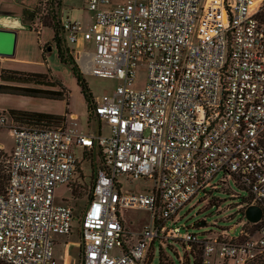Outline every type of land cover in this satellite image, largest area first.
Segmentation results:
<instances>
[{
    "label": "built area",
    "instance_id": "2783aa9c",
    "mask_svg": "<svg viewBox=\"0 0 264 264\" xmlns=\"http://www.w3.org/2000/svg\"><path fill=\"white\" fill-rule=\"evenodd\" d=\"M59 7L61 36L80 72L112 75L117 84L93 96L94 127L86 130L72 113L69 125L0 110V127L14 137L0 189V264H62L54 247L61 236L66 244L75 215L55 191L70 189L84 154L93 174L78 218L80 264H147L155 242L159 255L170 258V247L180 264H195V250L196 264H244L264 253V0H85L86 23ZM32 27L42 26L34 19ZM138 65L146 75L134 87ZM138 180L147 185L123 187ZM220 190L241 198L237 222L220 230L200 224L205 217L178 223L186 206L230 209L220 207ZM248 205L262 208L258 221L246 219ZM127 209H144L150 221L126 229Z\"/></svg>",
    "mask_w": 264,
    "mask_h": 264
},
{
    "label": "rangeland",
    "instance_id": "374dc122",
    "mask_svg": "<svg viewBox=\"0 0 264 264\" xmlns=\"http://www.w3.org/2000/svg\"><path fill=\"white\" fill-rule=\"evenodd\" d=\"M116 0H114L115 2ZM70 2H73V5H70ZM42 3L41 0H7L6 9L0 6V15L6 17H14L20 16L23 22L28 21L30 22L31 19L27 15H33V9ZM83 0H64L61 8L62 15L65 16L69 14L71 17H84L87 19L86 13L83 12L80 8L82 7ZM74 6V7H73ZM73 7V8H72ZM72 8V9H71ZM58 9V8H57ZM26 10H29V14L26 13ZM41 12V9L39 8ZM38 11V12H39ZM55 11V9H54ZM39 12V13H40ZM35 17L37 13L34 14ZM52 29L50 27H46L42 32V38L48 39L51 43V49L47 52L48 48L44 47V52L46 53L44 62L47 67L44 65H28L31 67H35L33 70H42L46 73L44 80L52 83L53 80H58L63 84L64 90H69V98L68 104L66 105L65 99H51V98H44V97H35V96H27V95H19L14 93H1L0 92V110H8V109H20V110H31V111H39V112H47V113H54L58 114L64 110L65 117H68L67 113H72L77 116L75 127L77 129L86 130L88 128H92L93 121L91 116L88 118L86 100L83 94L80 91V87L77 84L76 77L74 76L72 69L69 63H64L59 60L57 57L56 47L52 40ZM30 41L32 47L34 46L33 38H27V43L30 45ZM63 45L66 46L65 42ZM68 46L70 49L73 50H81L83 45L82 44H75L68 42ZM66 55L70 56L69 53L66 52ZM12 59V57H4L0 56V73L1 68L7 67L5 65H16L14 63L8 62ZM19 66H23L22 64H18ZM37 68V69H36ZM80 71V70H79ZM82 73V72H81ZM83 77L86 79L88 86L91 89L92 95L94 98L97 95H101L103 93H112L114 90L117 79L112 75L107 74H96V73H82ZM146 75V69L144 65H138L136 69V76L133 82L134 87H140L144 83ZM0 83H8L11 85H19V86H29V87H37L41 89H59V86H52L46 84H35L33 82H17V81H3L0 78ZM65 109L67 110L65 112ZM62 113V114H63ZM70 119V118H69ZM66 118L69 125H73L71 121ZM73 121V120H72ZM103 133H109V129L107 125H103L102 127ZM14 137L10 133L7 127H0V145L2 149L0 150V189L4 187L7 180V174L5 171V159L8 155V150L13 146ZM76 154L79 156L81 154V150H76ZM81 171L83 172V176L81 179L79 177H75V179L71 183L72 187V197L71 192L65 184L58 187L55 191L56 200L60 201L63 198H66V203L71 205L74 210V223L73 229L69 237L67 238L68 244L63 243V240L66 236L59 237L61 240L57 243L54 247L55 254H59L60 260L59 262L66 263V264H80L82 248L79 244V220L81 209L86 202L87 199V192L89 190V183H90V176L93 174V169L90 166L88 161L81 162ZM89 180V182H88ZM146 186L147 184L144 181L138 180L133 181L131 183L123 182V187L125 189H134L140 190L141 188ZM231 188L239 192L242 196L246 195V191L243 189L238 188L235 185H231ZM215 194L225 198V200L220 204V207H224L227 203H232V207L228 210H223L221 212L216 211V206H209L203 205V203L196 204L193 208L189 209L186 212L188 206L180 210V214H184L182 219L178 222L179 224H192L193 222L202 219L203 217L206 218V222L200 224L204 225L206 228H216L220 230L221 228L225 227L226 225H232L233 223L237 222L239 218H241V213L236 212V208L234 204L239 202L241 198H233L230 196L229 193L226 191H215ZM235 212V213H234ZM186 213V214H185ZM234 213V214H232ZM232 214L230 218H225L227 215ZM122 217L124 220V224L126 229L130 231H140L142 226L150 221L148 212L144 209H127L122 212ZM204 221V220H203ZM212 221H216L215 224L207 225ZM193 231H201V228H189ZM247 230L252 233L254 231V226H247ZM174 247L182 254V246L178 243L174 244ZM166 253L170 256L174 264H180L176 253L170 248L167 247L165 249ZM148 258H152V254L148 253ZM195 255L198 256V251L195 250ZM166 256L165 253H161V264H172L171 259ZM160 264L159 259V246L158 243L155 242L154 244V256L152 259H148L147 264ZM190 264L192 261L190 260ZM229 264H234L230 262Z\"/></svg>",
    "mask_w": 264,
    "mask_h": 264
},
{
    "label": "trees",
    "instance_id": "16d2710c",
    "mask_svg": "<svg viewBox=\"0 0 264 264\" xmlns=\"http://www.w3.org/2000/svg\"><path fill=\"white\" fill-rule=\"evenodd\" d=\"M41 4L38 5L33 9V13H37L36 17L35 15H30L29 19V28L33 30L32 27V21L38 20V22L41 24V26H48L52 29L53 35L52 40L56 47L57 51V57L61 62L69 63L70 67L72 69V72L74 76L76 77L77 84L80 87V91L83 94L85 100H86V106H87V112H88V118L91 116L90 110L92 108V102H93V95L91 92L90 87L88 86V83L86 79L83 77L82 73L79 71L78 67L74 63V60L72 59L71 55L67 56V46L63 45V38L61 36V28L59 25V17L57 13V8L61 6V0H41ZM39 8L41 9V12L39 11ZM55 9V11H54ZM40 13H39V12ZM260 18L264 20V8L260 13ZM46 47H51V43H46ZM44 53V50H43ZM68 53V52H67ZM42 59L45 60V55H42ZM46 76V73L39 72V71H27V70H20V69H14L10 67H3L1 68L0 78L3 81H17V82H33L35 84H46V85H52V86H59V89H41L37 87H29V86H19V85H11L8 83H0V92L1 93H14L19 95H27V96H35V97H44V98H51V99H65L66 105L68 104V98H69V90H64L63 84L58 80H53L52 83H49L48 81L44 80ZM12 118L25 121V122H44L47 124H59L66 120V117L63 114H54V113H47V112H39V111H31V110H20V109H8L7 110ZM67 110L65 109V112ZM263 143H264V136H263ZM83 161H88L90 166L93 169V164L91 161V158L89 156H86L84 154ZM80 163L77 166L76 169V175L75 177H79L81 179L83 176V172L80 168ZM73 178V180L75 179ZM91 177L90 176V183H89V190L87 192V199L90 196V184H91ZM72 180V181H73ZM71 181V183H72ZM89 182V180H88ZM70 183V192L72 197V187ZM86 199V200H87ZM161 253L159 255L160 264H161ZM198 262V256L195 255V261L196 264ZM244 264H264V253L259 254L257 257L246 260Z\"/></svg>",
    "mask_w": 264,
    "mask_h": 264
},
{
    "label": "crops",
    "instance_id": "0c3cea01",
    "mask_svg": "<svg viewBox=\"0 0 264 264\" xmlns=\"http://www.w3.org/2000/svg\"><path fill=\"white\" fill-rule=\"evenodd\" d=\"M6 1L7 0H0V6L4 9H6V7H7ZM63 1L64 0H61V5H62ZM84 1L85 0H83L82 7L80 9L86 13L87 19H84L83 16L82 17H80V16L79 17L78 16L72 17L71 16V18L80 19L86 23L88 21V13L84 9ZM70 5H73V2H70ZM62 10L63 9L60 6L59 7V13L60 14H62ZM26 13L29 14L30 13L29 10H26ZM67 15L69 16V14H67ZM27 16L29 17L30 15H27ZM0 27L1 28H7V29H13L16 31L15 53L13 56H10V57H12V59L10 61H8V62L14 63L16 65H5V66L10 67V68H14V69L27 70V71H39V70H33V69H35V67H31L28 65H38V66L39 65H42V66L45 65L47 67L48 64H46L44 62V60L42 59V55L44 54L46 56V53L49 52V50L51 49V47H49L47 52L43 53V50H44L46 43L50 42L48 39L42 38V32L47 26H42V27H40V29L38 31H36V30L30 29L29 28V22L28 21L23 22L22 19L20 18V16L6 17V16L0 15ZM52 34H53V31H52ZM27 38H30V40H32V38H33V41H34L33 47L31 44L32 41H30V45H28ZM4 57H6V56H4ZM18 64H22L23 66H19ZM43 71H45V69H42L39 72H43ZM63 112H64V110L58 114H62ZM73 113H75V112H72V114ZM67 119H69V118L67 117ZM69 121H71V120L69 119ZM68 124H69V122H68ZM92 127H94V125H92ZM66 244H68V240H67ZM57 257H59V259H60L59 254H57ZM62 264H66V263L62 262Z\"/></svg>",
    "mask_w": 264,
    "mask_h": 264
},
{
    "label": "water",
    "instance_id": "95a60500",
    "mask_svg": "<svg viewBox=\"0 0 264 264\" xmlns=\"http://www.w3.org/2000/svg\"><path fill=\"white\" fill-rule=\"evenodd\" d=\"M16 31L0 27V56L10 57L15 53ZM262 208L258 205H248L244 214L248 221L256 222L262 216ZM204 221L202 220L201 223Z\"/></svg>",
    "mask_w": 264,
    "mask_h": 264
}]
</instances>
